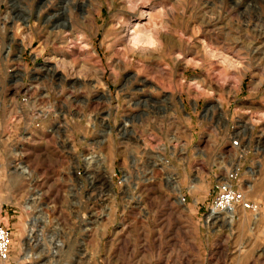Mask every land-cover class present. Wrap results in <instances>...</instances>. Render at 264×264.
I'll use <instances>...</instances> for the list:
<instances>
[{
    "label": "rangeland",
    "instance_id": "1",
    "mask_svg": "<svg viewBox=\"0 0 264 264\" xmlns=\"http://www.w3.org/2000/svg\"><path fill=\"white\" fill-rule=\"evenodd\" d=\"M126 1L0 0V264H264V0H147L144 58Z\"/></svg>",
    "mask_w": 264,
    "mask_h": 264
},
{
    "label": "bare ground",
    "instance_id": "2",
    "mask_svg": "<svg viewBox=\"0 0 264 264\" xmlns=\"http://www.w3.org/2000/svg\"><path fill=\"white\" fill-rule=\"evenodd\" d=\"M90 5L93 7V3L98 4L99 0H89ZM147 0H127V11H129L127 19L129 20V23L127 26H122L121 29L125 32L124 42L127 46V48L131 51H135V53L142 55L141 57L144 58L149 50L153 47V43L157 41L155 32L153 30L148 29V25L154 21L156 17L161 16L158 12V14L155 15L150 13L147 10ZM159 11V10H158ZM68 12H71V9H68ZM87 15H83L82 18L76 19L75 23H73L77 29L72 28L63 30L64 36L66 40H70L71 44L76 43V50H73V53L81 54L86 51V48L89 49L88 45L81 44V39L79 38L83 31L90 27V23H92V19L89 16V11H86ZM139 17L140 20L137 19ZM155 27V25H153ZM57 28V26L55 27ZM79 32V33H78ZM78 34V35H77ZM69 42V41H68ZM81 44V45H79ZM83 45V46H82ZM73 48V47H72ZM74 49V48H73ZM91 51H93V54L97 55V53L90 48ZM152 50V49H151ZM152 53V52H151ZM176 57L175 59H177ZM177 61V60H176ZM98 71L102 73V68L100 65V62L98 61ZM112 71V75L115 76V73ZM55 72L53 71L51 74L53 75ZM145 87V84L143 85ZM88 164L90 163L89 159ZM24 173H27L26 168H22ZM228 184L227 182H224ZM237 210V209H236ZM236 210L226 212L222 216H211L218 218H224L221 222L225 223L227 227H231L233 223V213L235 215ZM220 221V220H219Z\"/></svg>",
    "mask_w": 264,
    "mask_h": 264
},
{
    "label": "built area",
    "instance_id": "3",
    "mask_svg": "<svg viewBox=\"0 0 264 264\" xmlns=\"http://www.w3.org/2000/svg\"><path fill=\"white\" fill-rule=\"evenodd\" d=\"M232 145L237 144L233 141ZM236 209L256 215L259 212V204L246 200L241 192L233 189L229 183L222 182L215 188L214 196L207 208V219L213 215L222 216ZM8 246L9 233L3 225H0V263L7 260Z\"/></svg>",
    "mask_w": 264,
    "mask_h": 264
}]
</instances>
